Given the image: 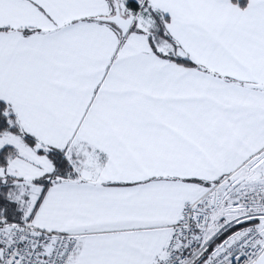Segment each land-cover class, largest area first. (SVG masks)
Instances as JSON below:
<instances>
[{"label":"snow or ice","instance_id":"1","mask_svg":"<svg viewBox=\"0 0 264 264\" xmlns=\"http://www.w3.org/2000/svg\"><path fill=\"white\" fill-rule=\"evenodd\" d=\"M0 264H264V0H0Z\"/></svg>","mask_w":264,"mask_h":264}]
</instances>
